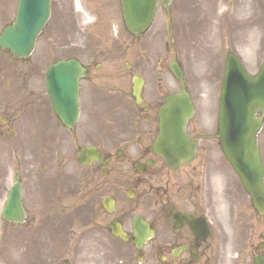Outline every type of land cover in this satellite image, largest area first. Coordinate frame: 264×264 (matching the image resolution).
<instances>
[{"label": "rangeland", "instance_id": "obj_1", "mask_svg": "<svg viewBox=\"0 0 264 264\" xmlns=\"http://www.w3.org/2000/svg\"><path fill=\"white\" fill-rule=\"evenodd\" d=\"M61 3L51 4L45 33L29 57L15 60L0 51V117L7 123L0 125V206L13 170L21 173L29 202L43 205L33 222L29 215L15 226L5 224L0 214V264H110L95 256L88 239L92 167L77 162L72 140L64 146L49 144L45 137L43 77L50 63L69 56L101 63L100 73L112 75L97 82L98 97L116 88L124 63L138 67L147 91L159 83L161 93L173 92L179 82L168 64L175 48L196 119L208 114L214 102L218 107L227 53L237 55L251 74L264 60V0H170L169 38L164 33L168 17L160 6L151 27L132 36L118 0ZM241 6L246 9L238 11ZM15 8L16 0H0V31ZM85 121L82 116L80 123ZM256 135L264 165V123Z\"/></svg>", "mask_w": 264, "mask_h": 264}, {"label": "flooded vegetation", "instance_id": "obj_2", "mask_svg": "<svg viewBox=\"0 0 264 264\" xmlns=\"http://www.w3.org/2000/svg\"><path fill=\"white\" fill-rule=\"evenodd\" d=\"M55 1L62 2L50 0V7ZM162 10L169 38L171 9ZM176 54L172 49L171 60L177 61ZM83 64L87 74L79 87L74 127H66L53 112L48 95L47 118L42 119L49 144L68 146L72 140L77 162L92 167L88 239L95 256L110 264H264V214L254 208L223 153L216 103L203 117L194 119V113L187 120L186 131L195 142L193 158L169 166L152 146L158 110L170 92L161 93L159 83L147 91L138 67L124 63V69L114 72L126 82L117 77L112 93L98 97L97 82L112 74L100 73L102 64L93 60ZM135 75L143 77L140 103L132 92ZM96 101L102 106L96 108ZM82 116L86 121L80 123ZM2 119L0 125L7 124ZM85 146L94 147L100 158L81 163L77 153ZM15 182L26 219L32 215L33 222L43 205L29 202L18 170H13L6 193Z\"/></svg>", "mask_w": 264, "mask_h": 264}, {"label": "water", "instance_id": "obj_3", "mask_svg": "<svg viewBox=\"0 0 264 264\" xmlns=\"http://www.w3.org/2000/svg\"><path fill=\"white\" fill-rule=\"evenodd\" d=\"M126 28L133 34L144 31L151 23L157 0H120ZM167 6L169 0H160ZM49 15V0H19L15 21L0 33V49L12 56L27 57L33 50L35 39ZM170 70L180 81L181 88L170 94L159 109V133L153 150L172 165L181 159L190 158L191 142L184 131L187 118L193 114L189 94L185 91L182 71L172 62ZM84 69L71 58L52 64L47 71V90L55 112L62 120L72 125L78 113V79ZM141 80L136 78L133 93L138 98ZM256 111L260 115H255ZM264 116V62L259 72L249 75L241 63L229 56L226 62L220 94L219 128L222 147L233 164L244 188L250 194L254 206L264 212L263 164L256 146L255 134L261 127ZM93 154V149L83 150ZM80 154L79 156H81ZM7 221L20 222L24 211L19 201V191L12 188L3 210Z\"/></svg>", "mask_w": 264, "mask_h": 264}, {"label": "bare ground", "instance_id": "obj_4", "mask_svg": "<svg viewBox=\"0 0 264 264\" xmlns=\"http://www.w3.org/2000/svg\"><path fill=\"white\" fill-rule=\"evenodd\" d=\"M245 9H246L245 6H241V7L238 8V11L239 10H245Z\"/></svg>", "mask_w": 264, "mask_h": 264}]
</instances>
